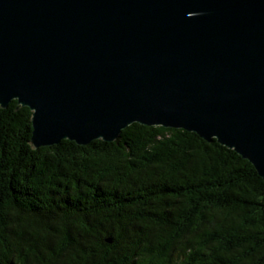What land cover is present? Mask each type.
<instances>
[{"label": "water", "instance_id": "water-1", "mask_svg": "<svg viewBox=\"0 0 264 264\" xmlns=\"http://www.w3.org/2000/svg\"><path fill=\"white\" fill-rule=\"evenodd\" d=\"M31 145L134 123L234 150L264 179V0H0V106Z\"/></svg>", "mask_w": 264, "mask_h": 264}, {"label": "trees", "instance_id": "trees-1", "mask_svg": "<svg viewBox=\"0 0 264 264\" xmlns=\"http://www.w3.org/2000/svg\"><path fill=\"white\" fill-rule=\"evenodd\" d=\"M0 106V264H264V179L215 139L134 123L31 145Z\"/></svg>", "mask_w": 264, "mask_h": 264}]
</instances>
